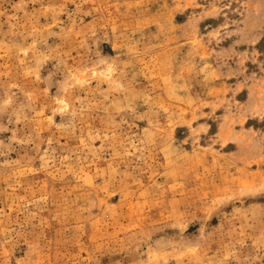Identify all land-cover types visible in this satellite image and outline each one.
Instances as JSON below:
<instances>
[{
	"label": "rangeland",
	"instance_id": "obj_1",
	"mask_svg": "<svg viewBox=\"0 0 264 264\" xmlns=\"http://www.w3.org/2000/svg\"><path fill=\"white\" fill-rule=\"evenodd\" d=\"M0 264H264V0H0Z\"/></svg>",
	"mask_w": 264,
	"mask_h": 264
}]
</instances>
